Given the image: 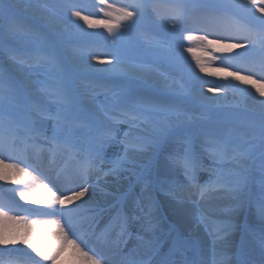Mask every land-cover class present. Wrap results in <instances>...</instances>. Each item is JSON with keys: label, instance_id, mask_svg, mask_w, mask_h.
<instances>
[{"label": "snow or ice", "instance_id": "obj_1", "mask_svg": "<svg viewBox=\"0 0 264 264\" xmlns=\"http://www.w3.org/2000/svg\"><path fill=\"white\" fill-rule=\"evenodd\" d=\"M100 2L103 4L105 0ZM249 5L255 7L261 17H252L249 21L250 30H245L247 35L225 47L244 48L245 52L240 54L241 56L259 57L261 62H264V6H260L264 5V0H174V14L170 18L174 22L171 23L169 31L172 36L177 33L183 36V31L188 29L182 26L194 18V13L199 14L204 24H211L224 15H245ZM15 6L10 4L0 7V21L9 22L7 29L0 24V58L15 62L13 67L26 65L29 72L21 79L11 76L0 79V148L19 145L25 149H36L39 146V150H47L53 157L58 153L62 154L65 157V168L61 169V172L68 170L67 179L70 186L64 191H54L47 185H42V193L31 197L20 193L22 200L40 206L25 211L38 215L59 216V219L48 222L39 229L35 228L33 222L29 226L32 231L23 239L18 240L5 224V220L20 222L22 217L8 216L6 212L0 211V245L20 243L31 250L28 253L23 249L12 248L8 249V254L26 257L27 264H41V261L57 264L65 245H73L83 264H101V259L95 253L89 255V250L77 243L73 228L79 226L99 240H105L109 231L118 228L119 232L112 244L120 257L119 264H264V99L258 102L259 121L252 122L242 135H235L231 131L224 136L185 131L188 139L176 136L177 131H184L185 122L179 118L164 128L159 127L158 120L152 123L155 114H169L176 111V107L149 101L131 89L113 92L110 107L102 111H85L81 106V96L72 74L64 71L60 63L59 39L51 38V52L48 55H42L38 47L27 60L15 54L10 42L22 38V29L13 27L21 23L13 15ZM148 6L147 3H133L117 8L114 12H105V16L114 15L117 23L121 20L130 21L125 27V32H131L143 20ZM63 7L67 16L63 21L65 28L62 35H72L74 31L80 36L92 35L80 32L73 21V18L84 21L89 28L95 23L87 15H82L75 0H67ZM108 7L111 9L112 5L109 4ZM168 22L169 18H165V26H168ZM99 23H103L109 32L112 31L110 24L104 21ZM187 38L193 39L191 35ZM195 39L206 42L208 46L216 43L215 39L208 40L207 31ZM180 47L183 45L180 44ZM83 51L82 47H76L71 54L76 56ZM89 58L97 57L91 53ZM174 59L179 61L178 56ZM100 62L113 65L110 71H116L120 58L113 55L111 59ZM45 63L54 64L58 69L54 86L31 79V75H47L46 72L38 71ZM196 63L201 71L205 70L199 59ZM236 78L246 79L238 75ZM37 84L42 87L37 88ZM207 91L213 92L214 89L209 88ZM259 95L264 97V92ZM47 121H52L51 135L47 134ZM118 123L128 125L122 139H118ZM145 124L152 125L151 135H143L147 131L143 127ZM201 135L204 136L202 143L199 142ZM116 143L124 146V155L118 157L108 172H105L103 165L106 162V149ZM173 144L176 145L173 153L165 156ZM130 149L135 151L130 152ZM144 154L147 163L143 162ZM205 156L213 160L210 171L215 179L201 187L197 183V174L204 170ZM162 158L168 161L170 170L183 169L188 188H198L202 196L205 192L210 193L203 201H193L198 209L206 206L211 208L214 200L225 197L230 201L228 210L233 216L244 211H254V214L259 216L262 224L259 235L249 233L245 229L240 241L235 243L231 238L233 225L225 222L221 232H212V257L209 260L201 245L166 226L164 216L151 192L147 196L151 208L149 212H145L139 202L136 203L135 209L125 208L124 197L120 195H114L111 201L105 200L103 204L93 199L92 193L98 186L89 183L88 177L93 172L97 175V180L101 174H111L119 178L120 173L124 171L131 173L125 179L131 180L135 177L137 182H143L149 176H158L157 167ZM225 162L231 163L227 170L216 167ZM257 173L258 193L255 190ZM57 175L59 178L60 174ZM73 184L74 186H71ZM163 184L164 182L154 181L152 190L160 187L163 191ZM174 187L170 184L168 192L172 193ZM79 201L83 202L78 203ZM133 221L139 228L137 243L125 251V238L130 235L128 229ZM50 238L52 242H49ZM228 249H235L233 256H228Z\"/></svg>", "mask_w": 264, "mask_h": 264}, {"label": "rangeland", "instance_id": "obj_2", "mask_svg": "<svg viewBox=\"0 0 264 264\" xmlns=\"http://www.w3.org/2000/svg\"><path fill=\"white\" fill-rule=\"evenodd\" d=\"M97 1L75 0L82 15H87L89 19L95 22L93 27L89 28L84 21L73 18L80 32L92 34L80 36L75 31L72 35L67 33L61 34L65 28L63 21L67 16L63 5L67 3V0H0V7H7L10 4L16 5L13 9V15L21 23L13 27L18 28L19 26H23L21 30L22 38L10 42L11 47L15 50V54L27 60L38 47L42 55H48L51 52L49 42L51 38L56 37L60 40V63L64 71L72 74L77 91L81 96V106L85 111H102L110 107L113 101V92H119L121 89H131L149 101L176 107L177 110L172 113L155 114L152 123H156L158 120L159 127L164 128L168 123L179 118L185 122L184 131L176 132V136L181 139H188L184 134L185 131L188 133L193 131L210 133L216 136H224L231 131L235 135H242L247 131L252 122L259 121L260 112L258 111H260V108L257 105L264 98H258L247 83H240L239 79L234 76V74H237L253 77L256 74L258 75V80L264 81V62H261L259 57L241 56L240 54L245 52L244 48L231 49L225 47L229 44L228 41L224 40H216L214 45L208 46L206 42L198 39H188L186 31H183V36L179 33L172 36L169 31L172 23L170 22L171 20L168 22V26L161 27L157 20L164 24V19L155 15L150 16V13L152 9L158 7L160 9H173L171 11L173 16L174 0H134V3H147L149 6L145 10L143 20L131 32H125V27L130 21L121 20L117 23L114 15H103L101 12L103 8L100 7L101 5ZM107 2L109 3L110 1L107 0ZM107 2L105 1L103 3L105 12L111 11L109 10L108 4H106ZM110 5L116 8L124 6L123 3H119V0L113 1ZM197 14L194 13L193 17ZM252 17L260 18L261 13L255 7L249 5V10L245 15H224L219 20L222 21V18H225V20L223 19V23H225L224 21L228 22L227 18H229L237 22L239 26L250 30L251 25L249 21ZM41 18H45L48 23L42 21ZM99 21L110 24L112 31L109 32L104 24L99 23ZM0 24L6 29L9 27L8 20L0 21ZM182 27L185 28L184 26ZM230 27L232 28L233 26ZM122 33L123 35H121ZM203 34V30L196 31L197 36ZM118 37L119 39H117ZM208 40L213 39L208 37ZM180 44L183 47H180ZM76 47H82L84 51L79 55L73 56L71 53ZM188 49H191V51H188ZM91 53H94L97 58L90 59L89 54ZM113 55H118L120 58V63L116 65V71H110L113 65L106 62L101 65L97 64L100 61L111 59ZM176 56L179 57L178 62L174 59ZM197 59L205 66L204 71H201L197 66ZM14 63L0 58V79H3L5 76L21 79L29 72L26 65L13 67ZM10 66L15 69H20L18 73L21 75V78L12 72ZM215 67L221 68L227 73L212 76L209 74V69ZM241 68H247L252 73L243 75V73L239 72ZM143 69L150 70L159 77L166 75L174 79L177 84L173 88L171 86L166 87L157 84L155 81H151L144 76L145 74L142 73ZM38 71L41 73L46 72L47 75H31L33 81H44L45 85L48 86L55 85V80L58 75L56 65L45 63V66L38 69ZM36 87L40 88L42 86L37 84ZM209 88L229 95L235 102L232 101V103L226 105H215L217 103L216 99L211 97L210 92L207 91ZM47 124L49 126L47 134L51 135L52 121H47ZM116 127L120 129L118 139H122L123 133L127 131L128 125L126 123H118ZM143 127L147 129L143 135L148 136L152 134L153 129L151 124H145ZM203 140L204 136L201 135L199 142L202 143ZM123 147L122 144L116 143L106 149V162L103 165L105 172H108L109 167L117 161L118 157L123 156ZM175 147V144L171 145L169 153H165V156L172 154ZM33 150L35 149H25L22 146L16 145L0 148V154L12 160L5 162L9 165L19 167L23 171L34 174V176L40 178L42 181L49 182V180H53V183H48L52 186L53 190L64 191L70 186L67 179L68 170L61 172V169L65 168V157L62 154L58 153L53 157L47 150H39V146H37L36 150H38V154L46 155L44 159L46 160L44 161L45 168L43 166L41 167V158L33 156ZM129 151L132 152L135 150L130 149ZM163 160L168 163L166 159H161L157 167L158 176H149L143 182H137L135 177H132L131 180L125 179V177L131 175L129 172L122 171L119 178L111 174L107 176L101 174L99 180H97V175L93 172L89 175L88 180L92 185L98 184L93 191L94 195H97L96 200L97 198H103L104 202L105 200L111 201L114 195H120L124 197L123 206L125 208L135 209L136 203L139 202L144 207L145 212H149L151 208L147 196L151 192L153 200L164 216L166 226L174 228L182 237L201 245L206 250V255L209 260L212 257V232H221L223 223L229 222L233 225L231 238L236 243L240 241L245 229L249 233L259 235L262 227V224H259L261 223L259 216L255 215L254 211H244L241 214L233 216L228 210L230 201L222 196L216 200H222L223 204L218 208L211 209L210 213L208 212L211 216L207 217L205 215V208L198 209L194 207L191 211V220L193 223H197V226L200 225L199 229L205 234L207 240L201 237L191 236L196 226L191 225L189 229L188 227L184 229L178 228L166 216L167 213L161 206L159 199H167L171 203L184 206H195L193 203L195 197L188 201L189 194L187 190H195L193 194H196L197 201L205 200L210 193L205 192L202 196L198 188H188L186 186V178L183 173H180V171H183L182 168H176L182 180L179 177L170 178L168 174L161 173L159 168ZM147 162L145 161L144 163ZM229 164L231 163L225 162L216 165V167L227 170ZM203 165V174L200 173L202 177L199 176V173L197 174V183L201 187L215 179V176L210 171L213 167V160L205 156ZM0 168L3 171L7 170L3 166ZM14 172L15 175L7 174L4 180H0V211L6 212L8 216L22 217L20 222L13 224L5 223L10 232L19 240L25 238L32 231L29 226L33 224V220L40 219L38 223L40 222L42 224L47 223L46 221L49 220H57L59 216L38 215L25 211L39 208L40 206L32 205L20 198L21 192L29 197L33 196V186L26 181V178L21 172ZM57 173H60L59 178L58 175H55ZM205 177L209 178V180ZM154 181L156 183L164 182V190L162 191L160 187H156L153 191ZM170 184L175 186L172 193L168 192ZM71 186H74V184ZM118 186L120 187L118 188ZM255 190L258 193V173L256 174ZM93 197L95 199V196ZM35 225H37L36 222ZM77 228L79 227H74L73 231ZM14 229L15 233L13 231ZM128 231L130 235L125 238L127 239V244L124 246L125 251L131 249L137 243L136 236L139 233V228L135 221L129 225ZM118 232L119 229L115 228L109 231L105 242L93 244L99 250H105V253L98 255L101 259V264H119L120 257L113 250L114 246L112 244ZM77 243L84 247L86 242L83 236L77 239ZM12 248L23 249L28 253L31 252L30 249H27L25 245L20 243L15 245L9 244L7 246L0 245V264H27L26 257L17 254H8V249ZM234 251L235 249H231V251L227 250L228 256H233ZM93 254L89 252V255ZM32 255L34 256V254ZM36 259L39 260V257ZM41 264H49V262L41 261Z\"/></svg>", "mask_w": 264, "mask_h": 264}, {"label": "bare ground", "instance_id": "obj_3", "mask_svg": "<svg viewBox=\"0 0 264 264\" xmlns=\"http://www.w3.org/2000/svg\"><path fill=\"white\" fill-rule=\"evenodd\" d=\"M105 1L107 2V0H105ZM108 1H110V2L109 3L107 2L106 4L109 5L110 3H112L113 1H116V0H108ZM133 1L134 0H119V3L120 4L123 3L124 6H127V5L131 4ZM97 3L99 5H101L100 7L103 8V10H101V12H102L103 15H105V9L103 7L104 5L99 0L97 1ZM115 9H117V8L112 6V8L109 9V10L114 12ZM172 10L173 9L168 10V9H160L158 7H155V9L151 10L150 16L155 15L157 17H162L163 19L169 18V21L171 20L170 22H174V21H172V19H170L172 17V12H171ZM41 19H42V21L47 22V20L45 18H41ZM198 19H200L199 14L195 15L192 20H189V21L185 22V24L183 25L185 28L188 29L186 31L188 36L191 35L193 37V39H195V37H197L196 31H200V30L201 31L203 30V32L207 31L208 37H211L212 39L219 40V41H222V40L228 41V44H232L237 39L243 38L245 35H247V32L245 30L248 29V28H244V27L239 26V24H237V22H235L234 20H231L229 18H227L228 22L224 21L225 23H223V19L225 20V18H222V21H220L219 20L220 18H219L218 20H216L215 22H213L211 24H204L203 22H201V20H198ZM157 21L160 23L161 27L165 26V24H163L161 21H159V20H157ZM195 21H198V22H195ZM227 23L230 26H233V27L231 28ZM22 27L23 26H19L18 28L22 29ZM231 49H234V48H231ZM97 64L101 65L102 63L98 62ZM10 69L12 70V72L16 73L21 78V75L18 73L17 69L13 68L12 66H10ZM239 72L243 73V75H248L249 73L250 74L252 73L247 68H241V70ZM142 73L145 74L144 76L147 77L149 80H151V81L153 80L157 84H160L162 86H166V87L171 86L173 88V87L176 86L175 84H177V82L174 79L169 78L166 75H162V76L159 77L156 73H154V72H152L150 70H146V69H143ZM224 73H227V72L225 70H222L221 68H216L215 67V68L209 69V74H211L212 76H217V75H220V74L222 75ZM236 75L237 74H234L235 77H236ZM238 76H242V75H238ZM254 76H256V77H254ZM254 76L253 77L242 76V77H246V79H239V82L240 83H247L248 86L250 88H252L253 91L256 93V96L258 98H264V97L259 95L260 92H264V81L258 80L257 79L258 75L255 74ZM170 80L173 81V82H171ZM210 95H211V97L216 99L217 103L215 105H226V104L232 103V101L235 102L234 99H232L229 95L223 94L221 92L213 91V92H210ZM204 102H206V101H204ZM206 103H210V102H206ZM252 107H253V105H252ZM257 107L260 108L259 105H257ZM255 109H257V108L255 107ZM258 112H260V111H258ZM33 151H34L33 152V156H37V157L41 158V161H40V163L42 164L41 167L42 166L45 167L44 161H46V160H44V159H45L46 155L45 154H38V150H36V149L33 150ZM123 155H124V152H123ZM7 161H12V160L11 159H7L5 156L3 157L0 154V167L3 166L4 168L7 169L6 170L7 172H6V171H3L0 168V180H4L7 177L6 176L7 174L15 175L14 171H19V172H21L22 175H24V177L26 178V181L28 183H30L31 186H33V195H39V194L42 193V191H43L42 185H47L48 187L52 188V186H50L48 183H50V182L53 183L54 182L53 180H49V182L48 181H42L40 178L34 176V174H31V173L26 172V171H21V169L19 167H14L12 165H9L8 163H5ZM145 161H147L146 154H144L143 162H145ZM48 162H50V161H48ZM229 167H231V164H229L228 168ZM159 171L161 173L164 172L165 174H168L169 175L168 177H170V178L179 177L182 180V177L179 176V171L177 169H175L174 171L170 170V168L168 167V163L165 160H163L161 162ZM180 173H183V171H180ZM200 173L203 174L202 171L199 172V176L202 177V175ZM205 178L207 180H209V178H207V177H205ZM119 187L120 186H118V188ZM121 187H123V186H121ZM54 191H56V190H54ZM194 191H195L194 189L193 190H187V193L189 194L188 195L189 196L188 201L193 199L194 197H195L194 200L197 201L196 194H193ZM92 195L95 196V199L93 197V199L95 201H97V202H99L101 204L104 203V199L103 198H97V200H96L97 195L96 194L94 195V192L92 193ZM82 202L83 201H79L78 203H82ZM159 202H160L161 206L163 207V209L165 210V212L167 213V217L169 219H171V221L175 225H177L178 228L184 229L185 227H188V229H189L191 225L196 226V229L193 230L194 232L192 233L191 236L197 237V238L201 237L204 240H207L205 234L203 232H201V230L199 229L200 225L198 224L199 226H197V223H193V221L191 220V213H192L191 211L196 206H190V205L184 206V205H180V204H176V203H171L169 200L163 199V198H160ZM222 204H223L222 200H220V199L219 200H214L212 202L211 208H209L207 206L205 207V209H206V214L205 215L207 217L211 216L209 214L211 209L218 208ZM39 220L40 219L33 220L37 224V225H35V228H37V229L42 228L48 222L54 221V220H49V221H46L47 223H42L41 224L40 222L38 223ZM5 223L6 224H8V223H12L13 224L15 222L5 220ZM259 224H261V223H259ZM79 228H77L76 231L74 232V234L77 237V239H78L79 236H85V237H89L90 240H93V237H95V236H93L87 230L82 229L81 227H79ZM13 231L15 233V229ZM96 240H98V239H96ZM49 242H52V238L49 239ZM204 243H205V241H204ZM81 247H82V245H81ZM82 248H85L86 250H89V251H92V249H93V248L91 249V247L89 245H85ZM228 250L231 251V249H228ZM57 264H83V262H82V258L76 252L75 246H73V245H65L64 251L61 254Z\"/></svg>", "mask_w": 264, "mask_h": 264}]
</instances>
